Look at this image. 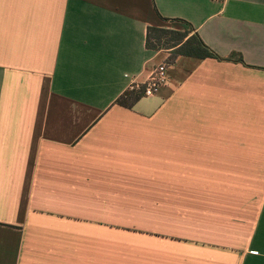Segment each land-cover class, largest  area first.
Returning a JSON list of instances; mask_svg holds the SVG:
<instances>
[{"label":"crops","instance_id":"0c3cea01","mask_svg":"<svg viewBox=\"0 0 264 264\" xmlns=\"http://www.w3.org/2000/svg\"><path fill=\"white\" fill-rule=\"evenodd\" d=\"M0 264H264V0H0Z\"/></svg>","mask_w":264,"mask_h":264},{"label":"trees","instance_id":"16d2710c","mask_svg":"<svg viewBox=\"0 0 264 264\" xmlns=\"http://www.w3.org/2000/svg\"><path fill=\"white\" fill-rule=\"evenodd\" d=\"M145 46L148 50L170 52L168 62L171 63L179 56L193 58L196 60L215 59L221 60L208 48L192 30L184 25L182 31L149 27L146 33ZM238 62H242L239 58ZM143 89L130 91L120 97L116 104L125 108H131L138 100L142 98Z\"/></svg>","mask_w":264,"mask_h":264},{"label":"built area","instance_id":"2783aa9c","mask_svg":"<svg viewBox=\"0 0 264 264\" xmlns=\"http://www.w3.org/2000/svg\"><path fill=\"white\" fill-rule=\"evenodd\" d=\"M167 66L168 65L165 63H161L155 66L144 83L140 85H131L129 87V90L138 91L140 88H142V97H154L158 93L160 88L166 86L169 83Z\"/></svg>","mask_w":264,"mask_h":264}]
</instances>
